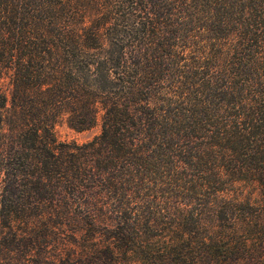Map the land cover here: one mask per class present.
Segmentation results:
<instances>
[{
    "label": "trees",
    "instance_id": "16d2710c",
    "mask_svg": "<svg viewBox=\"0 0 264 264\" xmlns=\"http://www.w3.org/2000/svg\"><path fill=\"white\" fill-rule=\"evenodd\" d=\"M111 14L142 33L171 28L177 54L205 57L216 107L156 106L142 62L172 47L114 39ZM191 106L197 130L183 124ZM99 112L92 141L57 143L55 126L85 131ZM177 137L197 141L194 156L177 159ZM161 148L172 161L159 173ZM130 257L264 264V0H0V264Z\"/></svg>",
    "mask_w": 264,
    "mask_h": 264
},
{
    "label": "rangeland",
    "instance_id": "374dc122",
    "mask_svg": "<svg viewBox=\"0 0 264 264\" xmlns=\"http://www.w3.org/2000/svg\"><path fill=\"white\" fill-rule=\"evenodd\" d=\"M111 3L106 6L105 9L101 10L103 11H110L112 9ZM89 13H94L91 9H86ZM112 20H110V24H113L111 31L113 32L116 30V36H113L114 39L122 40L124 42H127L128 44H136L138 43L140 46L144 47H154V45L157 42L160 43H167L169 44L172 49L168 51L162 52V57L158 58V62L151 60V61H143L142 62V70L145 74H147L148 77H151L153 79L148 81V84L151 85V93H154V102L156 106H163L166 100L172 99L177 102L178 107V113L180 115H185V108H187L189 105H197L202 104L203 106H211L216 107L218 100H214V98L221 97L220 90L217 87L218 80L215 79L217 82L208 81V61H205V57H199L195 53H191L192 47L189 46L184 48L183 55L177 54L178 51L181 50L180 44H181V37H176L175 33L173 31H170L171 28H154L152 29L155 33V35H152L153 32L148 29L146 33L140 32L139 27L133 22L132 19H129L127 21L121 22L123 20V17L121 20H118L119 16L117 15H110ZM127 18V17H126ZM115 19V21H114ZM86 23H88L86 21ZM127 33V35H126ZM193 33H191L192 35ZM176 37V38H175ZM170 51V52H169ZM177 54V55H176ZM153 63H157L154 65ZM219 68V67H218ZM216 77L219 75L218 72H215ZM207 81V82H206ZM240 81V80H239ZM208 83V84H207ZM221 82H218L220 84ZM212 96H209V95ZM212 102V103H211ZM197 113V110L194 106L190 107L189 114H186L188 119L184 122V125H189L190 128L194 127L195 130H197L198 126L200 124L198 123L197 116L195 115ZM192 115L191 118L189 116ZM101 113L99 112L97 115L96 123L95 125L85 131L81 132H75L73 130H70L65 127V125H57L54 127V135L56 138L57 143L61 144H72L76 146H82L87 144L88 142L92 141L94 138H96L100 133V121ZM200 117V116H199ZM191 131V130H190ZM180 135H182V132H180ZM178 138V140H177ZM174 139L173 144L169 143L171 150L174 151H183L184 154H179L178 160L183 159L186 154L189 156H194V151L197 147L195 144L197 141L191 138L192 142L188 140V137H177ZM178 143V144H176ZM177 145V146H176ZM163 147V146H162ZM172 152V153H173ZM168 153L163 152L162 148L158 151V154L155 155V161L159 163L160 169L158 170L159 173L163 172L165 169L169 167L170 156H167ZM203 166L198 165L196 168H190L189 171L192 174H196L197 171L202 168ZM149 186L153 188L154 186V180L147 181ZM162 187V188H159ZM159 190L163 189L166 191L169 187L165 185H159ZM155 188V189H156ZM145 194H148L147 190H144ZM162 192H160L161 194ZM248 193H252L251 191H248ZM254 193V191H253ZM136 196V195H135ZM131 202L133 201L135 203H138V199H130ZM196 206V202L192 203L190 202L189 208ZM17 229L19 233L20 239L26 238L24 230V225L21 221H17ZM98 237H101L100 242L106 241L107 233L103 230H99ZM21 242L19 243V245ZM47 251V249H46ZM27 254V252H20L19 258L24 257ZM31 257H28L30 256ZM44 256L40 249L38 250H32L28 255H26V259L28 260H35L37 256ZM18 256V254H16ZM125 264H139L137 259L134 257H130L129 261H125Z\"/></svg>",
    "mask_w": 264,
    "mask_h": 264
}]
</instances>
